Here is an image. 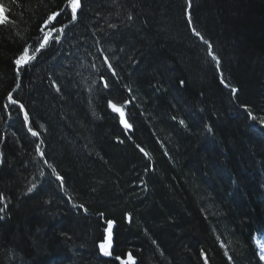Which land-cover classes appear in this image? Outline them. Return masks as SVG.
I'll return each instance as SVG.
<instances>
[{
  "label": "trees",
  "instance_id": "obj_1",
  "mask_svg": "<svg viewBox=\"0 0 264 264\" xmlns=\"http://www.w3.org/2000/svg\"><path fill=\"white\" fill-rule=\"evenodd\" d=\"M79 2L0 0V264H262L264 0Z\"/></svg>",
  "mask_w": 264,
  "mask_h": 264
},
{
  "label": "snow or ice",
  "instance_id": "obj_2",
  "mask_svg": "<svg viewBox=\"0 0 264 264\" xmlns=\"http://www.w3.org/2000/svg\"><path fill=\"white\" fill-rule=\"evenodd\" d=\"M69 5H70L71 10H72V18H73V19H76V12H77V9L81 7L80 2H79V0H69ZM2 7H3V6L0 5V8H2ZM56 15H57L56 13H53L52 16H49V18H48L49 21L53 20L54 17H55ZM129 19H131V17H129ZM8 22H9V20H8V17H7V16H4L2 19H0V23L6 24V23H8ZM46 23H47V21H46ZM111 27L114 28V27H116V26H115V25H111ZM193 31L195 32L196 36H200V38L203 39V37L201 36V34H200L199 32H196L195 29H193ZM45 43H47V37H45ZM205 43H208V42L205 41ZM43 47H44V44H41V48H43ZM209 47H211V45H209ZM28 51H29V50H28L27 48H25V49L23 50V53H22V54L17 58V60L15 61V63H16L17 65H23V64H26V63L28 62V60H30V59L32 58V57H30V56L28 55ZM213 58L216 59L215 56H213ZM217 64H219V60H218V59H217ZM108 66H109V68H111V64H109ZM102 79H103V77H102ZM180 84L183 85V84H184V81H180ZM108 86H109L108 83L105 82L104 87L107 88ZM57 90H59V89H57ZM231 90H232L233 93H236V92L238 91V89H236V88H233V89H231ZM8 98H9V100H10L13 104H17V103H19L18 101L12 99L11 93H9V97H8ZM109 106H110L111 108H113L115 111H117V112H121V109L118 108V107H117L112 101H109ZM20 107L23 108V105H20ZM121 115H123L122 112H121ZM248 115H249V117H250L251 119H253V120L256 119V117L253 116L251 112H249ZM25 119H27V114H25ZM180 123L183 124L184 121L181 120ZM260 123H261L262 125H264V120H261ZM125 126H126V127H131V125H127V124H126ZM29 130L31 131V129H29ZM33 135H37V133H36V132H33ZM34 188H35V185H33L31 188H29V189H28V192H32ZM2 199H4V196H3V194H0V200H2ZM80 207L83 208V205H81ZM3 211H4V209H3V208H0V212H3ZM0 218H2V217H0ZM112 223H113L112 221H109V222H108L109 227H111V224H112ZM110 247H111L110 242H109L107 245H106V244H101V245H100V249H101V251L104 253V255H111V252H109V250H108ZM117 259H119V257H117ZM260 259H261V260H264V255H262V256L260 257ZM130 261H132V257H131V255H129L128 260H126V261L124 262V264H129ZM205 264H207V258H205Z\"/></svg>",
  "mask_w": 264,
  "mask_h": 264
},
{
  "label": "water",
  "instance_id": "obj_3",
  "mask_svg": "<svg viewBox=\"0 0 264 264\" xmlns=\"http://www.w3.org/2000/svg\"><path fill=\"white\" fill-rule=\"evenodd\" d=\"M49 43H50V42H49ZM43 49H44V48H39L38 51L43 50ZM30 57H33V56H30ZM31 59H32V58H31ZM31 59H30V60H31ZM30 60H28V61H30ZM10 103H12V102L10 101ZM113 103H114V102H113ZM114 104H115V103H114ZM115 105H116L118 108L121 109V112L123 113V115H121V112H117V111H115L113 108H111V107L109 106V102H108V109H109V111H110L113 115H115V116L117 117L118 125H119L122 129H124V130L130 132V131L132 130V127H126V126H125L126 124H127V125H130V123H129L127 117H126V114H125L123 108H122L121 106L117 105V104H115ZM109 221H112V222H113V223L111 224V227H109V224H108ZM115 226H116V224H115V222H114L113 220H107V221L105 222V228H104V232H103V239H102L101 242L98 243L99 255L102 256V257H104V258H106V259H112V260H114L115 262H117L118 264H124V262H125L126 260H128L129 255H131V257H132V261H130L129 264H135V263H136V259L132 256V254H131L130 252H126L124 258L113 255V248H114V229H115ZM109 242H110V244H111V247H110L108 250H109V252H111V255H104V253H103V252L101 251V249H100V245H101V244H106V245H107ZM117 257H119V259H117Z\"/></svg>",
  "mask_w": 264,
  "mask_h": 264
},
{
  "label": "rangeland",
  "instance_id": "obj_4",
  "mask_svg": "<svg viewBox=\"0 0 264 264\" xmlns=\"http://www.w3.org/2000/svg\"><path fill=\"white\" fill-rule=\"evenodd\" d=\"M254 245L258 246V247L256 246V248L259 253V256L261 257L262 255H264V238H259V239L254 240Z\"/></svg>",
  "mask_w": 264,
  "mask_h": 264
}]
</instances>
